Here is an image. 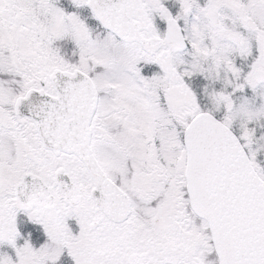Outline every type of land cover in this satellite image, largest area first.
I'll return each instance as SVG.
<instances>
[{
  "label": "snow or ice",
  "instance_id": "6c2138e0",
  "mask_svg": "<svg viewBox=\"0 0 264 264\" xmlns=\"http://www.w3.org/2000/svg\"><path fill=\"white\" fill-rule=\"evenodd\" d=\"M0 264H264V0H0Z\"/></svg>",
  "mask_w": 264,
  "mask_h": 264
}]
</instances>
